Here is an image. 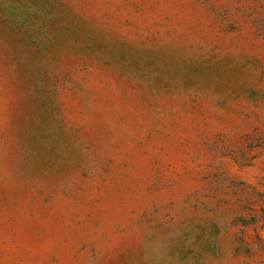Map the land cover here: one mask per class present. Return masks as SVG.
I'll return each instance as SVG.
<instances>
[{"label":"rangeland","instance_id":"obj_1","mask_svg":"<svg viewBox=\"0 0 264 264\" xmlns=\"http://www.w3.org/2000/svg\"><path fill=\"white\" fill-rule=\"evenodd\" d=\"M0 264H264V0H0Z\"/></svg>","mask_w":264,"mask_h":264}]
</instances>
